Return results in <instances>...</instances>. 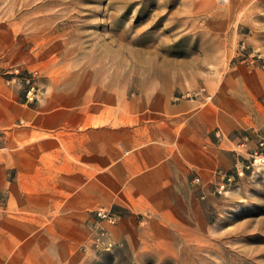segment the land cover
I'll return each instance as SVG.
<instances>
[{
    "label": "rangeland",
    "instance_id": "rangeland-1",
    "mask_svg": "<svg viewBox=\"0 0 264 264\" xmlns=\"http://www.w3.org/2000/svg\"><path fill=\"white\" fill-rule=\"evenodd\" d=\"M260 83L264 0H0V95L139 111L188 159L152 208L92 210L30 264H264V92L242 113ZM217 102L231 128L207 129Z\"/></svg>",
    "mask_w": 264,
    "mask_h": 264
},
{
    "label": "crops",
    "instance_id": "crops-1",
    "mask_svg": "<svg viewBox=\"0 0 264 264\" xmlns=\"http://www.w3.org/2000/svg\"><path fill=\"white\" fill-rule=\"evenodd\" d=\"M258 85L242 112L253 122L262 113L256 103L264 83ZM1 92L0 263L43 259L53 236L84 224L92 210L119 208L132 216L152 208L170 179L187 169L185 139L172 142L147 114L134 110L113 122L100 105L91 109L68 97L34 106ZM240 112L217 102L206 127L221 114L231 128Z\"/></svg>",
    "mask_w": 264,
    "mask_h": 264
},
{
    "label": "built area",
    "instance_id": "built-area-1",
    "mask_svg": "<svg viewBox=\"0 0 264 264\" xmlns=\"http://www.w3.org/2000/svg\"><path fill=\"white\" fill-rule=\"evenodd\" d=\"M34 89H35L34 85H30L29 88L27 89L26 96L28 99H32L33 96L35 95ZM0 133H1V128H0ZM260 144L262 147H264V141H262ZM0 147H1V138H0ZM260 153H261V158L264 159V150H262ZM97 214L100 216L109 217V218H111V216H113L112 213H109V211L105 210V209H98Z\"/></svg>",
    "mask_w": 264,
    "mask_h": 264
}]
</instances>
